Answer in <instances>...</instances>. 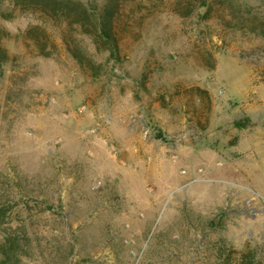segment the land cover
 Returning a JSON list of instances; mask_svg holds the SVG:
<instances>
[{"label": "rangeland", "instance_id": "rangeland-1", "mask_svg": "<svg viewBox=\"0 0 264 264\" xmlns=\"http://www.w3.org/2000/svg\"><path fill=\"white\" fill-rule=\"evenodd\" d=\"M79 1L0 0V264H264V0Z\"/></svg>", "mask_w": 264, "mask_h": 264}, {"label": "trees", "instance_id": "trees-1", "mask_svg": "<svg viewBox=\"0 0 264 264\" xmlns=\"http://www.w3.org/2000/svg\"><path fill=\"white\" fill-rule=\"evenodd\" d=\"M25 6L33 5L43 14L47 15L51 22H54L59 27L65 29L66 34L75 30L81 34H85L93 40L94 44H99L103 48H116L113 35L112 18L115 12L118 11L119 5L117 2H111L107 8L101 12L94 11L79 0H19ZM37 29V28H36ZM34 29L28 32L32 34ZM33 39V38H32ZM67 51L79 63L83 64L86 57L83 55V50L79 47L75 38L65 39L64 41ZM5 52L0 47V58H5ZM87 60V59H86ZM85 60V61H86ZM3 210L0 209V224L3 220ZM239 264H253L252 261Z\"/></svg>", "mask_w": 264, "mask_h": 264}]
</instances>
